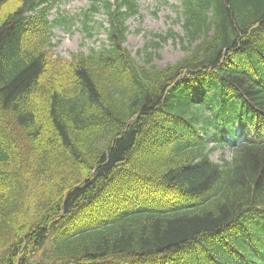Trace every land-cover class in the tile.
<instances>
[{"label": "trees", "instance_id": "trees-1", "mask_svg": "<svg viewBox=\"0 0 264 264\" xmlns=\"http://www.w3.org/2000/svg\"><path fill=\"white\" fill-rule=\"evenodd\" d=\"M59 1L0 0V264H264V0H179L141 62L137 0H93L108 44L55 58Z\"/></svg>", "mask_w": 264, "mask_h": 264}, {"label": "rangeland", "instance_id": "rangeland-1", "mask_svg": "<svg viewBox=\"0 0 264 264\" xmlns=\"http://www.w3.org/2000/svg\"><path fill=\"white\" fill-rule=\"evenodd\" d=\"M139 15L127 22L129 35L127 37L126 47L130 53L138 60L137 53L143 50L151 41L152 34L165 36L169 32L177 36H183L182 24L179 22V11L176 9L178 0H139ZM93 0H64L60 2L53 11L51 19H55L60 15L75 18L76 22L72 23L71 30L63 27L54 31L53 43L56 45L57 54L67 60L72 55L78 53L87 54L92 49H99L106 43V34L103 32L95 33V37L91 38L85 33L81 21L84 11L91 8ZM102 24L108 28L106 16L102 13L94 16L91 26ZM173 38L166 42L161 41L159 50L153 65L158 68H164L169 64H174L185 56L180 43L173 41ZM214 162L220 163L223 159L231 161L232 151L225 147L219 151H215L211 155Z\"/></svg>", "mask_w": 264, "mask_h": 264}]
</instances>
